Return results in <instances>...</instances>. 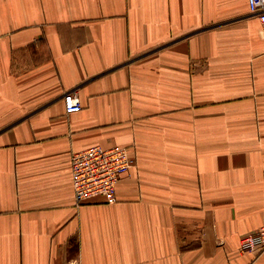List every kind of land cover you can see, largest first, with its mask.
Segmentation results:
<instances>
[{
    "label": "crops",
    "instance_id": "obj_1",
    "mask_svg": "<svg viewBox=\"0 0 264 264\" xmlns=\"http://www.w3.org/2000/svg\"><path fill=\"white\" fill-rule=\"evenodd\" d=\"M94 145L132 162L110 205L74 200ZM263 218L247 0H0V264H264L239 249Z\"/></svg>",
    "mask_w": 264,
    "mask_h": 264
},
{
    "label": "built area",
    "instance_id": "obj_2",
    "mask_svg": "<svg viewBox=\"0 0 264 264\" xmlns=\"http://www.w3.org/2000/svg\"><path fill=\"white\" fill-rule=\"evenodd\" d=\"M248 12L256 17L260 35L264 40V0H247ZM66 114L81 110L76 91L62 95ZM70 183L75 203L80 205L96 199L103 204L116 201V185L132 167L127 149L121 146L101 147L94 145L69 155ZM241 252L260 254L264 252V218L261 225L240 240Z\"/></svg>",
    "mask_w": 264,
    "mask_h": 264
}]
</instances>
